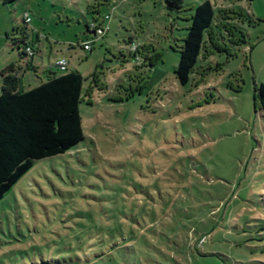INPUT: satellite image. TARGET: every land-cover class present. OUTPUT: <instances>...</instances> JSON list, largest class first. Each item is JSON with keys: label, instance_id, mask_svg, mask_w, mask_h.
<instances>
[{"label": "rangeland", "instance_id": "obj_1", "mask_svg": "<svg viewBox=\"0 0 264 264\" xmlns=\"http://www.w3.org/2000/svg\"><path fill=\"white\" fill-rule=\"evenodd\" d=\"M182 1L0 0V72L27 90L64 58L84 135L0 200V264H264V0H207L217 40L184 86L178 52L206 0Z\"/></svg>", "mask_w": 264, "mask_h": 264}, {"label": "trees", "instance_id": "obj_2", "mask_svg": "<svg viewBox=\"0 0 264 264\" xmlns=\"http://www.w3.org/2000/svg\"><path fill=\"white\" fill-rule=\"evenodd\" d=\"M166 1L177 11L184 8L182 0ZM214 16L213 6L206 0L196 5L189 18L174 70L182 86L187 84L209 35L217 38ZM22 35L18 42L25 46ZM82 81L77 72H53L38 86L25 90L13 65L0 72V200L35 161L64 154L83 141L79 113ZM255 99L264 118L263 84L256 86Z\"/></svg>", "mask_w": 264, "mask_h": 264}, {"label": "built area", "instance_id": "obj_3", "mask_svg": "<svg viewBox=\"0 0 264 264\" xmlns=\"http://www.w3.org/2000/svg\"><path fill=\"white\" fill-rule=\"evenodd\" d=\"M108 20H109V16H104L101 19L99 25L95 26V25L91 24V25L87 26V31L89 33H92L93 36L101 37L108 30V25L105 24V22ZM22 21H23L24 26H26L27 23L30 21V18H29L27 13L23 14V20ZM82 47L85 50L90 49L88 43H82ZM23 52L25 53V56H32L33 55V48L31 47V45L26 44L25 46H23ZM67 65H68V62L64 58H61L55 62L54 67L59 72H66Z\"/></svg>", "mask_w": 264, "mask_h": 264}, {"label": "water", "instance_id": "obj_4", "mask_svg": "<svg viewBox=\"0 0 264 264\" xmlns=\"http://www.w3.org/2000/svg\"><path fill=\"white\" fill-rule=\"evenodd\" d=\"M164 4H165L167 10H171L172 9V4L170 2L164 0ZM85 29H86V32H88L87 31V27H85Z\"/></svg>", "mask_w": 264, "mask_h": 264}, {"label": "crops", "instance_id": "obj_5", "mask_svg": "<svg viewBox=\"0 0 264 264\" xmlns=\"http://www.w3.org/2000/svg\"><path fill=\"white\" fill-rule=\"evenodd\" d=\"M89 33V32H88ZM89 34H92V33H89ZM93 35V34H92ZM39 40V39H38ZM38 40H37V42H38ZM50 75H52V73H49Z\"/></svg>", "mask_w": 264, "mask_h": 264}]
</instances>
